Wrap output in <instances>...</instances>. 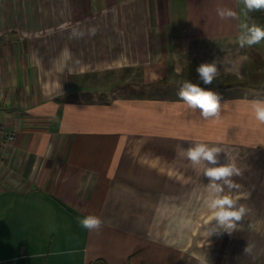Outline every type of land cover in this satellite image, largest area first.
<instances>
[{"label": "crops", "instance_id": "1", "mask_svg": "<svg viewBox=\"0 0 264 264\" xmlns=\"http://www.w3.org/2000/svg\"><path fill=\"white\" fill-rule=\"evenodd\" d=\"M248 16L244 0H0V122L15 131L0 264H264V123L251 109L264 40L239 45ZM214 59L204 84L197 65ZM131 69L140 78L102 95L101 73ZM184 76L214 85L216 113L161 96ZM196 143L242 169L226 188L247 209L232 232L205 227L210 178L186 156ZM88 213L98 229L78 222Z\"/></svg>", "mask_w": 264, "mask_h": 264}, {"label": "clouds", "instance_id": "2", "mask_svg": "<svg viewBox=\"0 0 264 264\" xmlns=\"http://www.w3.org/2000/svg\"><path fill=\"white\" fill-rule=\"evenodd\" d=\"M245 10L251 11L255 8L264 7V0H244ZM220 17H235L236 10L232 8L218 9ZM240 34L238 42L241 47L252 45L264 40V24L256 22H242L240 24ZM94 33L95 29L90 30ZM75 36L84 33L79 29H73ZM199 78L204 84H209L217 75V60L201 62L196 68ZM178 95L186 103L187 107L199 108L202 115L208 116L218 111L221 106L219 94L212 88H206L201 84L186 79L180 85ZM251 109L255 120L264 123V100H255L251 104ZM223 149L215 144L196 143L187 147L186 156L194 165L204 164L202 173L209 177L206 184L207 196L204 200L207 209V223L205 227L209 236L213 233L220 234L221 231L232 232L236 230L237 221H240L247 209L245 205L238 203L237 198L227 189L240 188L238 183H234L231 177L239 176L242 169L234 160L218 163L219 156ZM78 222L86 229H98L102 224V219L95 213H88L78 217ZM245 251H250L249 247Z\"/></svg>", "mask_w": 264, "mask_h": 264}, {"label": "rangeland", "instance_id": "3", "mask_svg": "<svg viewBox=\"0 0 264 264\" xmlns=\"http://www.w3.org/2000/svg\"><path fill=\"white\" fill-rule=\"evenodd\" d=\"M249 12V16H248V22H256V23H259V24H264V7H261V8H255L251 11H248ZM258 43L254 44L253 46H256ZM264 44V41H261V45ZM137 71L136 69H131L129 70L128 72L126 73H110V74H103L101 73L99 75V83H100V86L103 87L104 85H107V86H110L109 90L107 89L106 91H104L102 93V95L106 96L108 93H114L115 95L119 94L121 91H118L119 87H116V85L118 86L120 84V82L122 81H131L132 79H138L140 78L139 76H137ZM124 79H128V80H124ZM186 79H191L193 80V82H196V83H199V84H202L201 81L199 80H196L195 79V76H184L183 78L182 77H179L176 78V80H180L181 82L179 83L180 85L182 84V82ZM113 88H112V86ZM145 84H143L142 87H146L144 86ZM180 85H169V86H166L164 85V90H163V94L161 96H174V95H178V91H179V88H180ZM149 86H147L146 89H142L143 91H147L150 95L151 94H161L162 91L161 89L159 90H155V89H149L148 88ZM162 87V88H163ZM203 87H206V88H212L214 87V85H212L211 87H208V86H204ZM137 92V91H135ZM134 92V94H135ZM133 94V95H134ZM137 95V94H135Z\"/></svg>", "mask_w": 264, "mask_h": 264}, {"label": "built area", "instance_id": "4", "mask_svg": "<svg viewBox=\"0 0 264 264\" xmlns=\"http://www.w3.org/2000/svg\"><path fill=\"white\" fill-rule=\"evenodd\" d=\"M15 131L11 128L5 127L0 122V165L4 163V155L7 146L13 141Z\"/></svg>", "mask_w": 264, "mask_h": 264}]
</instances>
